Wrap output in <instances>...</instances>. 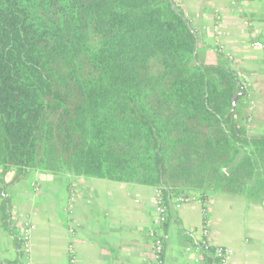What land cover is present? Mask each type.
I'll return each mask as SVG.
<instances>
[{"label":"trees","instance_id":"obj_1","mask_svg":"<svg viewBox=\"0 0 264 264\" xmlns=\"http://www.w3.org/2000/svg\"><path fill=\"white\" fill-rule=\"evenodd\" d=\"M198 43L177 0H0L1 190L29 171L153 186L161 230L177 196L264 205V133L242 124L241 73L203 62ZM1 210L7 226V201ZM181 232L202 264H221ZM11 235L17 258L0 264H24Z\"/></svg>","mask_w":264,"mask_h":264},{"label":"crops","instance_id":"obj_2","mask_svg":"<svg viewBox=\"0 0 264 264\" xmlns=\"http://www.w3.org/2000/svg\"><path fill=\"white\" fill-rule=\"evenodd\" d=\"M177 1L187 15L183 2ZM191 4L200 59L242 72L249 103L243 106L247 132L263 133L264 0H192ZM253 100L255 108L250 106ZM26 176V185L19 180L5 193L0 183V260H16L11 232L20 234L31 223L24 264H194L200 253L181 228L197 241L206 225L212 246L232 250L225 264H264V205L258 200L230 199L214 190L202 198L195 194L193 200L174 207V218L160 230L163 252L155 260L150 236L155 187L39 171ZM12 177V171L7 173L5 183ZM31 182L37 190L30 188ZM3 200L7 226L2 222Z\"/></svg>","mask_w":264,"mask_h":264},{"label":"built area","instance_id":"obj_3","mask_svg":"<svg viewBox=\"0 0 264 264\" xmlns=\"http://www.w3.org/2000/svg\"><path fill=\"white\" fill-rule=\"evenodd\" d=\"M34 190H37V187H35ZM193 199L194 197L177 196L174 199V207L178 209L182 204L191 201ZM164 221H165V208L163 206L160 197V191L159 189L155 188L154 228L150 231V236L152 239V246H153V257L155 260H159L163 252V240L161 238L160 230ZM32 228L33 225L31 223H26L20 233V238L23 241L24 253H26L28 250V240ZM201 235L202 236L200 237V240L206 245H211L209 242V233H208V229L206 228V225H204ZM188 249L189 248H187V250ZM215 254L221 257V264H225V262L231 256L232 250L224 247H216ZM194 264H202V263L200 262L199 259H196Z\"/></svg>","mask_w":264,"mask_h":264},{"label":"rangeland","instance_id":"obj_4","mask_svg":"<svg viewBox=\"0 0 264 264\" xmlns=\"http://www.w3.org/2000/svg\"><path fill=\"white\" fill-rule=\"evenodd\" d=\"M182 2H183V4H184V6H185V9L187 10V16H188V19L191 21V23H193V24H195L196 23V15H195V13H194V11H193V8H192V4H191V1L192 0H181ZM195 27V29L197 30V28H198V26H194ZM198 32V31H197ZM207 54V53H206ZM202 58V57H201ZM240 72V71H239ZM241 73V78H242V81L244 82V84H245V78L243 77V75H242V72H240ZM242 100H243V106H245V104L247 103V105H249V103H248V101H247V99H246V94H245V96L244 97H242ZM245 101H247L246 103H245ZM250 106H253L254 108H255V106H256V100H253V102H252V105L250 104ZM242 110H243V113H244V116H245V107H242ZM253 112V111H252ZM252 112L250 113V114H252ZM251 119V118H250ZM249 119V120H250ZM248 120V121H249ZM246 122L244 121L242 124L246 127V124H245ZM264 133V132H263ZM236 158H234L233 159V161L235 160ZM232 163L233 162H230L227 166H225L224 168H223V171H227L228 170V167H230L231 165H232ZM231 168V167H230ZM21 181H20V185L21 186H23V185H26L27 183H28V181H29V176H24L23 178H21L20 179ZM35 187H37V185H36V183L35 182H31V189H34ZM2 191V190H1ZM215 192H218L220 195H224V196H227V197H229L230 199H234V198H236V196H239V197H241L244 201H245V196L244 195H240V194H233V193H230V192H223V191H219V190H214ZM249 199H252V198H249ZM256 200V199H255Z\"/></svg>","mask_w":264,"mask_h":264},{"label":"water","instance_id":"obj_5","mask_svg":"<svg viewBox=\"0 0 264 264\" xmlns=\"http://www.w3.org/2000/svg\"><path fill=\"white\" fill-rule=\"evenodd\" d=\"M235 101H236V98H234L233 102L235 103ZM235 163H236V161H234L230 167L232 168V167L234 166ZM230 167H229V168H230ZM227 171H228V170H227Z\"/></svg>","mask_w":264,"mask_h":264}]
</instances>
